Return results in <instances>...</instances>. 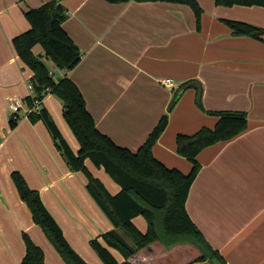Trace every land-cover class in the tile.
I'll use <instances>...</instances> for the list:
<instances>
[{
	"label": "crops",
	"instance_id": "0c3cea01",
	"mask_svg": "<svg viewBox=\"0 0 264 264\" xmlns=\"http://www.w3.org/2000/svg\"><path fill=\"white\" fill-rule=\"evenodd\" d=\"M46 1L0 0V264H20L25 255L22 233L42 250L43 264H65L33 223L11 181L12 172H18L28 187L38 192L65 241L86 264H103L89 246L95 238L121 263L123 257L107 247L99 236L114 231L127 245L132 246L131 241L113 228L90 197L85 176L70 171L44 123H31L23 108L16 114V127L9 126L8 104L31 95L32 78L11 41L30 29L24 13ZM196 1L203 8L198 21L188 6L180 4L62 1L67 13L62 29L77 46L81 58L69 72L59 71L55 66L50 72L56 77L66 75L76 84L96 129L116 146L135 152L168 111L171 92H176L175 100L180 99L181 86L194 79L204 85L205 110L226 111L228 108L218 109L221 107L217 105L222 91L216 88L220 77L233 83L234 74L239 75L263 58L260 41L232 37L222 20L234 19L255 26L257 23L231 17L234 8L221 9L211 0V3ZM261 39L264 42V36ZM31 52L43 62H51L44 58L40 45ZM161 79L172 80L175 89L161 88ZM239 94L234 90L230 96L237 99ZM243 101L244 96L239 103ZM249 101L252 102L249 110L245 107L247 129L197 155L200 170L185 203L193 224L227 264H264V114H253V91L249 92ZM41 107L77 153L79 144L63 119L59 99L46 94ZM181 107L180 102L169 114V125L180 114L185 126L168 125L153 146L152 154L166 168L188 174L192 165L175 153L176 135H192L202 127L212 129L218 118L207 117L190 104L183 107L185 111ZM85 167L110 195L120 191L102 168H96L89 160L85 161ZM132 224L142 234L147 231V223L141 216L132 219ZM168 257L169 252L155 243L129 262L164 264ZM178 260L177 264H182L181 257Z\"/></svg>",
	"mask_w": 264,
	"mask_h": 264
},
{
	"label": "trees",
	"instance_id": "16d2710c",
	"mask_svg": "<svg viewBox=\"0 0 264 264\" xmlns=\"http://www.w3.org/2000/svg\"><path fill=\"white\" fill-rule=\"evenodd\" d=\"M23 1V0H21ZM63 0H47L41 7L24 13L30 29L12 39V46L23 64L32 72L30 83L33 95L23 99L27 108H32L35 99L41 100L46 94L54 95L62 105V116L79 144L74 153L61 133L41 107L38 112H30L31 123L42 121L55 147L73 173H81L87 180L86 191L99 207L114 229H119L132 243L127 245L114 231L101 234L103 243L117 251L124 259L118 263L97 238L89 246L103 264H131L129 259L138 252L157 243L169 252L164 264H182L208 261L211 264H226L217 251L205 241L189 218L185 203L189 189L195 180L200 165L197 155L207 147L227 142L247 129V115L244 112L216 111L208 114L217 117L212 129L202 127L192 135L178 134L175 137L176 154L192 167L188 174L176 169H168L157 161L152 148L167 126V116L163 115L152 129L144 143L135 151L116 146L107 136L100 133L88 113L85 100L74 82L66 75L54 79V74L45 66L41 57L31 50L40 45L44 58L63 72L74 69L81 55L67 33L62 29L67 13ZM116 4L128 0H104ZM138 2H165L188 6L197 21L202 10L196 0H136ZM222 7H262L264 0H211ZM231 30L232 37H247L261 41L264 29L233 20H222ZM193 88L200 96V83L192 80L181 86V90ZM171 102L168 110L172 108ZM18 117L9 118L11 129L16 127ZM89 160L115 182L120 191L110 195L103 184L86 169ZM20 200L31 213L32 221L44 234L47 241L59 254L65 264H86L65 241L62 232L41 202L37 191L31 190L18 172L10 174ZM141 216L147 223V231L142 234L132 224V219ZM25 255L20 264H43L44 255L30 238L22 233ZM183 246L171 252L175 247ZM185 246V247H184ZM163 259V257H160Z\"/></svg>",
	"mask_w": 264,
	"mask_h": 264
},
{
	"label": "rangeland",
	"instance_id": "374dc122",
	"mask_svg": "<svg viewBox=\"0 0 264 264\" xmlns=\"http://www.w3.org/2000/svg\"><path fill=\"white\" fill-rule=\"evenodd\" d=\"M207 1L211 3L210 0H207ZM197 3H198V1H197ZM198 6L200 7L199 3H198ZM217 7H221V9H223V8L224 9L234 8L230 11L231 17L248 19V20H251L253 23H257L256 27H261V29L264 28V8H262V7H257V6H253V7H243V6L222 7V6H217ZM200 9L202 10L203 8L200 7ZM229 20L234 21V19H229ZM247 24H250V23H247ZM250 25L255 26L254 24H250ZM255 41H259V40H255ZM260 42H261V44H262L261 46L264 50V42L263 41H260ZM44 64L49 69V71H51V72L54 69H56L51 62L44 61ZM247 67L248 68L244 69L241 73H239V75H238V73L234 74L236 76V78H235V81L233 83L229 82L227 80V78H225V77H223V78L220 77L219 83L216 85V88H220L222 90L219 94L220 100L217 102V105L221 108H218V109L228 108V109H226V111H232V109H239L240 108V109H243L242 112L247 113L246 108L249 110L250 103H252L251 101H249V92L253 91L254 99H255V101L253 102V109H252L253 114L258 113V112L264 114V55H263V58L260 59V61L256 62L254 65H249ZM54 79L56 80L58 78L54 75ZM194 80H196V79H194ZM196 81H198L200 83V86H201L200 96L198 95L197 91L193 88H187L184 90L180 89L182 95H181L180 99L178 98L175 100L176 92L175 93L171 92L173 94L172 95V101L175 100V102H174V105L172 106V108L170 110L166 111V113H165V115L167 116V126L169 125V114L172 113V111H174V108L176 107V105H179L180 102L182 104L181 110L185 111L186 109H183V107H185V105L190 104V105H193V107L199 113H202V114L206 115L207 117H213L212 115L208 114V112H214V111L205 110L204 101H203L204 85L201 81H199V80H196ZM251 82H255V84L250 85ZM161 88H163V87H161ZM234 90H237L238 92H240L237 99H233L230 96L231 91H234ZM242 92H243L242 96H244V101L239 103L241 100V97H242L241 96ZM247 100H248V103H246ZM179 115L180 114H176V116L173 118V121L169 125L170 128H180V127L185 126V122L183 121V118ZM257 115L261 116L262 114H257ZM247 116H248V114H247ZM167 126H166V128H167ZM175 153H176V150H175ZM180 158H182V157H180ZM182 159H184V158H182ZM184 160L186 162H188L186 159H184ZM205 262H206V264H211L208 261H205ZM200 263H202V262H200ZM193 264H195V263H193Z\"/></svg>",
	"mask_w": 264,
	"mask_h": 264
},
{
	"label": "built area",
	"instance_id": "2783aa9c",
	"mask_svg": "<svg viewBox=\"0 0 264 264\" xmlns=\"http://www.w3.org/2000/svg\"><path fill=\"white\" fill-rule=\"evenodd\" d=\"M159 84L163 88H165L169 91H173L175 89V84L170 79H161L159 81ZM29 90L31 93L30 96H32L33 95V88H32L31 84H29ZM41 102H42V99L41 100L35 99L33 102L32 108H27L22 99H14V100L10 101L8 104V109L10 111V117L16 116V114L19 112V110H21L23 108L25 109L26 114H28L30 112H38L41 109Z\"/></svg>",
	"mask_w": 264,
	"mask_h": 264
}]
</instances>
